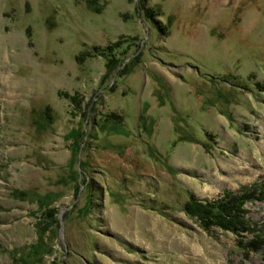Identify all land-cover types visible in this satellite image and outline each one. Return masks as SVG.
Listing matches in <instances>:
<instances>
[{"label": "rangeland", "instance_id": "1", "mask_svg": "<svg viewBox=\"0 0 264 264\" xmlns=\"http://www.w3.org/2000/svg\"><path fill=\"white\" fill-rule=\"evenodd\" d=\"M263 86L264 0H0V264H264Z\"/></svg>", "mask_w": 264, "mask_h": 264}, {"label": "trees", "instance_id": "2", "mask_svg": "<svg viewBox=\"0 0 264 264\" xmlns=\"http://www.w3.org/2000/svg\"><path fill=\"white\" fill-rule=\"evenodd\" d=\"M108 50L111 53L110 56H108L109 51L104 53L103 50L99 51L98 49V52H103L102 54H106V56L110 58L109 62L113 61V63H115L116 55L114 54V51L111 48H108ZM46 113H48V111ZM248 198H250L249 195L248 196L245 195L244 198L229 195L225 199L223 198L224 199L223 201L222 200L218 201L221 203H215V204L207 203L206 205H204L202 204V202L198 201L196 198L190 197L187 203L184 205V210L189 216L196 218L201 223L202 227L206 230H210L213 227H217L219 229H223L224 231H231L232 233L240 237L241 235H243V233L248 231V234H249V232L251 231L250 230L251 225H249V220L243 218V216L241 215L243 210L240 209L245 203V200ZM46 203L47 202H44V204ZM47 212L49 213V211ZM46 215L47 213H45V216ZM49 215L48 216L50 219L51 218L55 219L54 222L59 224V219L57 218L58 217L57 212L52 215L51 214ZM253 235H258V234H253ZM258 238H260V236H257L256 238L253 237L247 240L248 250L250 251H253V249L256 251L258 250V241H257ZM41 246H43L41 243L40 245L37 244L33 246L32 249L30 250L34 254L35 257L41 254ZM236 249H238L239 252L246 253L245 252L246 248L245 250H243V248H240L237 245ZM21 259H24V261L22 260V264H29L26 262L25 260L26 258H24V256Z\"/></svg>", "mask_w": 264, "mask_h": 264}]
</instances>
